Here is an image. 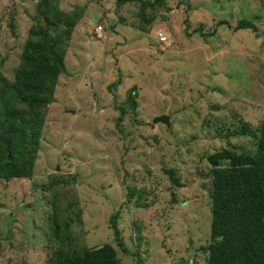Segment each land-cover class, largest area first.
<instances>
[{
    "label": "rangeland",
    "instance_id": "374dc122",
    "mask_svg": "<svg viewBox=\"0 0 264 264\" xmlns=\"http://www.w3.org/2000/svg\"><path fill=\"white\" fill-rule=\"evenodd\" d=\"M39 1L0 0V70L9 81ZM152 1L144 16L138 0L120 8L116 0L51 1L83 13L44 108L31 178H0V264H47L59 245L53 201L73 218L71 249L111 243L122 264H137L138 252L140 264H206L199 247L216 240L207 155L255 151L243 125L256 130L264 116V0ZM243 18L257 30H233ZM199 26L216 32L202 37L192 32ZM133 86L136 105L119 120ZM159 115L168 124L153 122ZM114 212L128 254L110 226Z\"/></svg>",
    "mask_w": 264,
    "mask_h": 264
},
{
    "label": "trees",
    "instance_id": "16d2710c",
    "mask_svg": "<svg viewBox=\"0 0 264 264\" xmlns=\"http://www.w3.org/2000/svg\"><path fill=\"white\" fill-rule=\"evenodd\" d=\"M51 1L40 0L36 5L38 20L28 31L13 80L9 81L0 70V178L6 180L32 176L45 109L54 100V89L60 74L66 72V44L83 13V7L77 6L70 12L62 11ZM132 1L135 0H116V6L120 8ZM138 1L143 16L145 6L154 8L156 4L152 0ZM42 14L50 24L47 29ZM185 22L187 28L189 24L187 20ZM227 22L221 20L218 24H229ZM244 28L257 30L256 25L245 18L238 20L232 29ZM192 32L208 37L216 32V28L205 32L199 26ZM119 84L120 81H112L108 88L116 89ZM136 96V87L133 86L128 89L122 105H116L119 120L127 107H135ZM18 104L26 105L27 111L24 108L19 111ZM244 131L256 141L255 151L246 153L221 148L207 155L211 174L210 237L217 241L199 247L206 254V264H264V116L258 129L250 130L243 125ZM168 172L173 181L174 170ZM64 181L66 179L61 178L51 183L56 186ZM55 194L54 198L57 197ZM52 204L50 220L59 245L50 252L47 264H122L111 243L85 246L79 250L67 247L74 238L71 229L73 218H65L54 207L57 203L53 201ZM117 218L115 212L110 215V226L118 245L128 254L119 236ZM136 259L140 264V252Z\"/></svg>",
    "mask_w": 264,
    "mask_h": 264
},
{
    "label": "built area",
    "instance_id": "2783aa9c",
    "mask_svg": "<svg viewBox=\"0 0 264 264\" xmlns=\"http://www.w3.org/2000/svg\"><path fill=\"white\" fill-rule=\"evenodd\" d=\"M102 31H103V26L102 25H98L96 28H95V34L100 37L102 35ZM158 39L160 42H166L167 41V38L165 35H163L162 33H159L158 34Z\"/></svg>",
    "mask_w": 264,
    "mask_h": 264
},
{
    "label": "water",
    "instance_id": "95a60500",
    "mask_svg": "<svg viewBox=\"0 0 264 264\" xmlns=\"http://www.w3.org/2000/svg\"><path fill=\"white\" fill-rule=\"evenodd\" d=\"M43 20H44V23H45V27L47 28L49 26V23L48 21L46 20L45 16L43 15L42 16ZM153 122H164V123H167L168 124V117L166 115H159L157 117H155L153 119Z\"/></svg>",
    "mask_w": 264,
    "mask_h": 264
},
{
    "label": "clouds",
    "instance_id": "9594fccd",
    "mask_svg": "<svg viewBox=\"0 0 264 264\" xmlns=\"http://www.w3.org/2000/svg\"><path fill=\"white\" fill-rule=\"evenodd\" d=\"M159 40V39H158ZM161 43H165V42H161Z\"/></svg>",
    "mask_w": 264,
    "mask_h": 264
}]
</instances>
